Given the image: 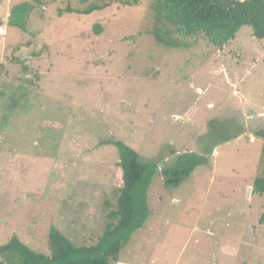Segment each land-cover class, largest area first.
<instances>
[{
    "label": "rangeland",
    "instance_id": "1",
    "mask_svg": "<svg viewBox=\"0 0 264 264\" xmlns=\"http://www.w3.org/2000/svg\"><path fill=\"white\" fill-rule=\"evenodd\" d=\"M25 1L0 0L2 81L27 91L0 131V246L16 236L48 254L51 226L94 244L122 186L118 149L101 144L113 140L158 165L150 215L115 264H264V194L252 193L264 175L252 135L264 127V40L243 26L221 48L204 37L157 45L154 0H112L90 15L60 14L66 3L53 0L25 29L9 27ZM209 120L231 132L245 122V134L216 144ZM185 152L208 164L167 187L161 171Z\"/></svg>",
    "mask_w": 264,
    "mask_h": 264
},
{
    "label": "trees",
    "instance_id": "2",
    "mask_svg": "<svg viewBox=\"0 0 264 264\" xmlns=\"http://www.w3.org/2000/svg\"><path fill=\"white\" fill-rule=\"evenodd\" d=\"M52 1L28 0L14 5L7 25L25 29L30 13ZM64 1L66 6L60 9V14L90 15L112 4V0ZM152 10L154 20L150 32L156 44L166 48H186L198 37H204L214 47L221 48L233 40L243 26L251 28L254 38L264 40V0H154ZM100 30L96 25V32ZM2 74L0 67V102L8 97L9 103L2 113L0 131L1 126L8 125L11 116L17 115L16 108H24L21 101L26 99L27 94L21 86L3 83ZM253 122L250 121L249 125H254ZM208 124L211 128L209 135H215L216 144L245 134V122L235 124L233 132L213 120H209ZM258 127L252 135L264 142V127ZM101 144L118 149L117 165L122 171V186L115 190L114 203L108 200L104 203L107 223L97 241L91 245L76 246L67 235L51 226L46 244L48 254L35 252L13 236L0 246V264H115L118 261L123 247L129 244L133 234L144 226L150 215L147 192L158 173V165L142 161L134 149L121 141L104 140ZM204 153L177 155L172 166L161 171L164 184L173 188L180 186L197 167L208 164L209 157ZM252 193L264 194V175L254 179ZM261 219L264 220V215Z\"/></svg>",
    "mask_w": 264,
    "mask_h": 264
},
{
    "label": "crops",
    "instance_id": "3",
    "mask_svg": "<svg viewBox=\"0 0 264 264\" xmlns=\"http://www.w3.org/2000/svg\"><path fill=\"white\" fill-rule=\"evenodd\" d=\"M259 115V114H258ZM259 116H263V114L261 113Z\"/></svg>",
    "mask_w": 264,
    "mask_h": 264
}]
</instances>
